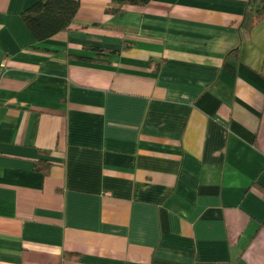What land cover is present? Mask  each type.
<instances>
[{"label":"crops","instance_id":"crops-1","mask_svg":"<svg viewBox=\"0 0 264 264\" xmlns=\"http://www.w3.org/2000/svg\"><path fill=\"white\" fill-rule=\"evenodd\" d=\"M36 1L0 0V264H264V20L78 0L35 41Z\"/></svg>","mask_w":264,"mask_h":264},{"label":"trees","instance_id":"trees-1","mask_svg":"<svg viewBox=\"0 0 264 264\" xmlns=\"http://www.w3.org/2000/svg\"><path fill=\"white\" fill-rule=\"evenodd\" d=\"M149 0H109L104 8L106 14L120 12L127 5H143ZM78 0H38L20 13V17L35 41L49 38L57 32L69 29L77 9ZM264 20V0H246L239 25L242 37L249 34L251 28ZM97 52L109 54L112 51L92 48ZM49 164L46 161L35 163L42 172Z\"/></svg>","mask_w":264,"mask_h":264}]
</instances>
